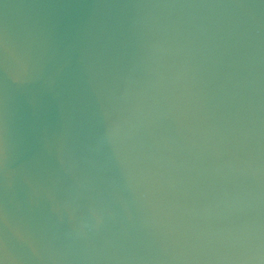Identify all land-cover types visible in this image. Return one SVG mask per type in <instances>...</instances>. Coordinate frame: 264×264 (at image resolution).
I'll list each match as a JSON object with an SVG mask.
<instances>
[{
    "label": "water",
    "instance_id": "1",
    "mask_svg": "<svg viewBox=\"0 0 264 264\" xmlns=\"http://www.w3.org/2000/svg\"><path fill=\"white\" fill-rule=\"evenodd\" d=\"M0 264H264V0H0Z\"/></svg>",
    "mask_w": 264,
    "mask_h": 264
}]
</instances>
